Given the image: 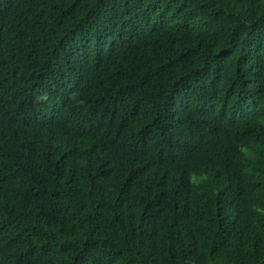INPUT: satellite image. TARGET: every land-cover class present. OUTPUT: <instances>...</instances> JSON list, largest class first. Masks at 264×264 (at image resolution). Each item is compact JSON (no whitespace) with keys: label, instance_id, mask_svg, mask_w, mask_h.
<instances>
[{"label":"trees","instance_id":"1","mask_svg":"<svg viewBox=\"0 0 264 264\" xmlns=\"http://www.w3.org/2000/svg\"><path fill=\"white\" fill-rule=\"evenodd\" d=\"M0 264H264V0H0Z\"/></svg>","mask_w":264,"mask_h":264}]
</instances>
